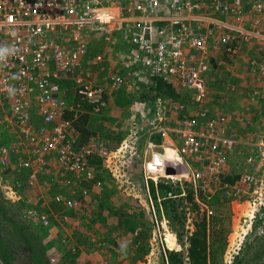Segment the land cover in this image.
<instances>
[{
  "label": "built area",
  "instance_id": "1",
  "mask_svg": "<svg viewBox=\"0 0 264 264\" xmlns=\"http://www.w3.org/2000/svg\"><path fill=\"white\" fill-rule=\"evenodd\" d=\"M96 31L107 43L110 67H117L107 76L110 87L146 70L189 92L190 108L172 105L177 118L170 124L162 115L163 103H155L149 134L157 142L153 136L146 147L173 150L172 159L163 154L166 173H176L167 175H190L201 186L213 181L232 197L231 204L236 198L235 208L241 203L237 199H248L234 236L236 247L250 232L264 236V120L244 155L246 167L226 182L229 155L239 139L229 133L225 113L203 105L208 98L205 76L219 64L217 54L235 55L244 42L262 49L247 62L264 84V0H0V47L10 50L0 59V132L9 128L25 146L19 164L28 170L29 185H37L49 164L62 172L65 183L89 180L95 174L93 155L103 159L115 179L123 175V146L108 149L91 139L80 141L77 132L82 114L106 105L105 88L92 76L101 55L94 63L93 57L82 60L89 34ZM68 90L72 101L66 98ZM10 150L1 145V164L9 160ZM191 158L199 163L196 167L190 166ZM7 187L10 197H19ZM65 203L73 204L70 199ZM34 205H28L26 215L47 225L50 217ZM204 210L212 212L207 205ZM257 264H264V252Z\"/></svg>",
  "mask_w": 264,
  "mask_h": 264
},
{
  "label": "rangeland",
  "instance_id": "2",
  "mask_svg": "<svg viewBox=\"0 0 264 264\" xmlns=\"http://www.w3.org/2000/svg\"><path fill=\"white\" fill-rule=\"evenodd\" d=\"M92 26L98 29V24ZM99 31L92 37L90 50L86 48L84 63L101 50L103 38ZM238 61L241 63L235 67L215 64L205 76L208 98L203 105L213 112L225 113L229 133L239 139L229 155L227 173L223 175L226 182L234 180L246 167L244 155L258 139L264 120V84L250 73L245 63L247 58L237 59L236 64ZM105 68L102 74L98 70L96 81L103 84L108 103L101 111H90L86 121L79 120L76 126L80 141L91 139L108 149L123 146L122 177L115 179L103 159L93 155L95 174L89 180L74 179L65 183L62 172L49 164L47 173L38 175L37 185H29L28 170L19 164L20 157L27 153L25 146L9 128L0 132V147L3 143L11 147L9 160L6 164L0 163V236L12 245L10 264H70L67 258L73 253L68 251L75 252L76 264H170L168 253L171 251L181 252L182 262L177 264H189L188 238L201 217L210 220L207 264H257L264 252V236L250 232L238 247L233 243L249 208L248 199H237L241 203L235 208L236 198L231 204L232 197L225 196L222 187L213 181L201 186L190 175L167 176L176 174L173 170L166 173L169 165L164 163V155L173 150L155 146L150 151L146 147L147 140L153 136L157 142V136L149 134L155 103L158 100L163 103L162 115L165 123L170 124L177 118V113L170 110L172 105L181 102L190 108L189 92L169 79L166 81L171 82L177 97L171 88L155 89L156 79L142 73L128 77L122 85L110 87L107 70L114 71L117 67ZM120 87L124 91L117 101L113 91ZM66 98L73 100L70 90ZM188 160L192 167L199 164L192 158ZM158 167H164V172H157ZM158 182L171 184L172 194L169 192L167 197L173 200L177 213L181 211L179 218L167 214ZM8 185L19 197L8 195ZM68 199L73 202L72 206L65 203ZM33 204L38 210H48L47 225L39 227L38 222L26 215V208ZM57 204L61 206L59 209L54 207ZM205 205L212 209L210 214L205 213ZM23 233L31 234L30 239L39 248L41 258L36 259L29 251L23 242ZM124 243L126 251L120 248ZM0 264L3 263L0 261Z\"/></svg>",
  "mask_w": 264,
  "mask_h": 264
},
{
  "label": "trees",
  "instance_id": "3",
  "mask_svg": "<svg viewBox=\"0 0 264 264\" xmlns=\"http://www.w3.org/2000/svg\"><path fill=\"white\" fill-rule=\"evenodd\" d=\"M155 78H156V80L154 81L155 82V85H154L155 89L160 88V87H165V88H171L172 91L174 90L171 82L165 81L167 79H164L163 77H154L153 79H155ZM122 91H124L122 89V87L113 91L116 94L117 101L119 99L120 92H122ZM174 95L176 96V94H174ZM120 97H122V94ZM124 97H126V96H124ZM86 107H88L87 104H86ZM87 115H88L87 113L82 114L80 116L79 120L81 122H85ZM150 185H151L150 187H151V190L153 192V195L155 197L156 194L154 193V187H153L152 181L150 182ZM158 190H159V194L161 196L165 197V198L163 197L162 201L164 202V207L166 209L167 214L171 217L179 218V216L182 214L181 211L179 213H177L176 206L174 205L173 200L169 199L167 197L169 192H170V194H172L171 184H168L165 182H158ZM190 191L191 190H189V192ZM54 207L59 209V207H61V206L59 204H57V206H54ZM0 208L2 209L1 206H0ZM43 212L49 216L48 210L45 209V210H43ZM61 212H63V209ZM214 220H216V219H214ZM209 222H210V220H207L206 217H201L196 222V227L188 238L187 254L189 257V264H207V260H206L207 255L206 254L208 252L207 247H208V242H209L208 241L209 232H207V225L209 224ZM36 225H38L39 227L44 226L41 223H36ZM30 235L31 234L24 235V233H23V242L27 246L29 251L33 252V256L36 259H39V258H41V255L39 254V251H38L39 248H37L35 246V244L32 242V240L30 239ZM0 237H1L0 238V261L3 264H10V262H11L10 251L12 250V245L5 243L3 237L2 236H0ZM18 244H20V242H18ZM68 252L73 253L72 256L68 257L67 255H64L63 257H68L67 259H69L68 261L70 262V264H76V263H74L75 262L74 261L75 252H71V251H68ZM168 257L170 260L169 261L170 264H177V263L182 262L181 252L171 251L168 253Z\"/></svg>",
  "mask_w": 264,
  "mask_h": 264
},
{
  "label": "crops",
  "instance_id": "4",
  "mask_svg": "<svg viewBox=\"0 0 264 264\" xmlns=\"http://www.w3.org/2000/svg\"><path fill=\"white\" fill-rule=\"evenodd\" d=\"M89 27V25L87 26V28L86 29H89L88 28ZM122 36H123V33L121 32L119 35H118V38H122ZM89 37H90V39H89V41L87 42V44H86V48L87 49H89L90 50V47H91V40L93 39L92 37H94V34H89ZM107 45V43H104V41L102 40V47H101V50L99 51V52H96L95 53V55L94 56H92L93 57V59H92V61H93V63L95 62V56L96 55H101V57H102V59H100V60H98V62H96L94 65L95 66H93V68H92V76L93 77H95L96 79H97V72H98V70H100V73L102 74L103 73V71L106 69L105 67H107V65H110L111 63H112V61L110 60V59H108V57H109V51L107 50V47H105ZM262 51V49L261 48H259V47H257L256 46V44H254V42H244L242 45H241V47H240V49H239V52L237 53V54H235V55H230V54H222V55H220V57H218L217 56V58H216V61H219V63H226V64H234V67H235V65H238L239 66V64L241 63L240 61H238V63L236 64V61H237V59H242L243 60V58L245 59V58H247V61H248V58L250 57V56H257V55H259V53ZM91 56H89V58H92ZM245 62L246 64H247V66H248V62ZM92 63V64H93ZM249 70V69H248ZM113 70L111 69V70H107V73L106 74H109L110 72H112ZM114 71H117V69L115 68L114 69ZM143 72V71H142ZM142 72H140V73H142ZM142 74H144V75H148V76H150V74L148 73V71H144V73H142ZM209 74V73H208ZM134 77H136V76H139V75H133ZM133 76H130V77H133ZM129 77V78H130ZM151 77H153L154 78V76H151ZM129 78H127V80H124L122 83H120V84H118V85H122V84H124V83H126L127 81H128V79ZM150 78V77H149ZM156 79V78H155ZM166 81V80H165ZM118 85H116V86H118ZM116 86H112V87H116ZM174 90L171 92L173 95H174ZM106 96V97H105ZM175 96V95H174ZM104 97H105V99H106V103H108V98H107V93H104ZM175 97H177V95L175 96ZM104 109V108H103ZM103 109H101V110H103ZM100 110V111H101ZM88 114V113H87ZM78 121H79V119H78ZM76 123H78V122H76Z\"/></svg>",
  "mask_w": 264,
  "mask_h": 264
},
{
  "label": "clouds",
  "instance_id": "5",
  "mask_svg": "<svg viewBox=\"0 0 264 264\" xmlns=\"http://www.w3.org/2000/svg\"><path fill=\"white\" fill-rule=\"evenodd\" d=\"M10 50L6 47H0V59L4 58V56L9 52ZM120 248L122 251H126L127 249V244H121Z\"/></svg>",
  "mask_w": 264,
  "mask_h": 264
},
{
  "label": "bare ground",
  "instance_id": "6",
  "mask_svg": "<svg viewBox=\"0 0 264 264\" xmlns=\"http://www.w3.org/2000/svg\"><path fill=\"white\" fill-rule=\"evenodd\" d=\"M170 148V147H169ZM165 153V152H164ZM166 156H169L171 159L173 158L172 152L170 151L169 154H165ZM159 159V158H158ZM163 160V159H161ZM165 162V161H164ZM164 166V165H163ZM153 167V166H152ZM157 172L163 173L164 172V167H158L156 169ZM169 177H175V175H167ZM171 234V233H170ZM169 236V235H168ZM172 236V234H171ZM169 240V239H168ZM171 240V239H170ZM171 242V241H170Z\"/></svg>",
  "mask_w": 264,
  "mask_h": 264
}]
</instances>
